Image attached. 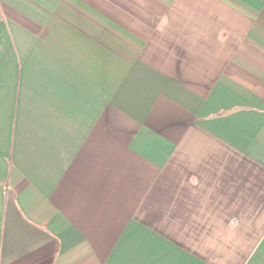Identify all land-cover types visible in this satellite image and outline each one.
<instances>
[{"label": "crops", "instance_id": "obj_1", "mask_svg": "<svg viewBox=\"0 0 264 264\" xmlns=\"http://www.w3.org/2000/svg\"><path fill=\"white\" fill-rule=\"evenodd\" d=\"M0 264H264V0H0Z\"/></svg>", "mask_w": 264, "mask_h": 264}]
</instances>
